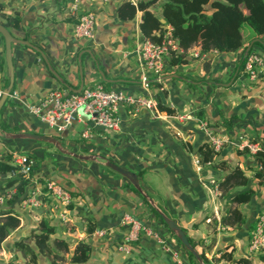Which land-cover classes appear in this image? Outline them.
I'll list each match as a JSON object with an SVG mask.
<instances>
[{
    "label": "crops",
    "instance_id": "obj_1",
    "mask_svg": "<svg viewBox=\"0 0 264 264\" xmlns=\"http://www.w3.org/2000/svg\"><path fill=\"white\" fill-rule=\"evenodd\" d=\"M123 1L0 0L5 3L7 13L22 14L24 29H12L13 36L28 40L41 51L22 44L12 45V94L19 99L6 100L0 112V129L5 132L3 125L13 133L53 136L69 151L97 156L95 160H80L44 144L46 142L0 139V156L31 157L35 165L31 182L43 184L53 179L72 196V202L67 205L44 194H40L43 204L37 208L24 207L22 200L15 199L0 205V209L14 210L20 218V225L0 244V264H29L28 257L17 250L15 244L24 239L38 253L29 236L42 218L48 219L55 228L51 238L64 239L70 246L63 264H72L73 248L80 241L89 242L92 247L90 258L84 264H177L172 253L160 242L161 238L173 235L168 226L156 216L141 193L132 189L126 178L105 168L106 159L136 173L141 171L143 191L205 250L209 260L218 258L219 250L233 243L235 258L246 257L253 264H264V249L257 255H251L248 249L252 223L264 211V185L253 176L256 163L251 154L237 153L245 145L264 138V69L259 79L252 82L240 67L231 85H225L236 74L250 44L249 50L258 51L264 58V36H253L235 51H211L205 56L199 46H193L188 50L187 62L173 66L167 63L164 78L157 82L152 75L146 74L140 56L144 41L139 27L142 11L138 10L133 20L119 19L116 8ZM161 2L151 9L158 15ZM85 12L96 15L94 37L90 40L73 35L78 17ZM256 40L260 42L253 44ZM194 52L199 55L195 56ZM41 53L65 83L49 71ZM4 54L5 43L0 35V86L3 88L8 83ZM81 70L83 85L104 80L108 84H101L106 89L123 88L133 95L155 100L158 97L174 109V114L188 117L178 119L164 112L161 118H155L143 107L125 104L120 108L119 130L108 132L92 128L90 139L78 146L75 135L89 125L84 115L81 121L74 122L58 135L30 114L26 105L37 102L54 87L77 89ZM172 75L179 77H169ZM143 76L147 80L143 81ZM203 119L209 131L225 141L216 151L214 161L201 166L196 164L195 151L203 143H209V135L198 123ZM219 160L251 169H247L248 187L254 190V195L249 203L239 205L244 222L236 229H228L221 223L228 200L215 190L216 182L227 172L215 167ZM12 179L14 176L10 172L1 174L0 190L8 188L7 183ZM125 214L137 218L154 232L131 243L128 253L119 248L127 232L122 224ZM88 222L95 229L107 230L108 235L89 234ZM174 250L180 252L184 264H197L194 256L191 257L179 243ZM37 264L52 263L38 254ZM216 264L231 263L219 260Z\"/></svg>",
    "mask_w": 264,
    "mask_h": 264
},
{
    "label": "trees",
    "instance_id": "obj_2",
    "mask_svg": "<svg viewBox=\"0 0 264 264\" xmlns=\"http://www.w3.org/2000/svg\"><path fill=\"white\" fill-rule=\"evenodd\" d=\"M159 1L138 0L136 3H133L131 0H125L117 6L116 15L119 19L128 21L135 18L138 10L142 11L139 24L142 38L156 43L161 42L167 27L170 26L172 38L176 40L182 52L178 54L173 52L171 58L167 61L169 65L185 64L187 62L186 56L188 50L193 46H199L202 53L209 51L232 52L239 49L244 46L241 33L244 23L249 25L256 36H264V0H162L158 5L160 10V15H158L151 9ZM208 6L209 8H207ZM5 9V3L0 2V23L10 30V32L12 29L23 30L22 14L17 12L11 15ZM160 19H164V22H161ZM258 42L260 41L256 40L253 44ZM241 65L242 62L239 63L234 78L239 74ZM100 82L104 85L108 84L104 80ZM188 83L190 85L192 84L191 81H188ZM7 84L6 82V86ZM156 85L159 84L156 83ZM12 92L13 89L10 93ZM156 101L160 111L168 115L174 114V109L163 104L160 98L156 97ZM2 128L3 131L9 132L5 126L2 125ZM0 139L9 140L2 136H0ZM44 144L53 147L51 144ZM243 152H247L249 155L251 154L247 147H244L243 150H237L238 154ZM216 154L217 152L209 143H203L195 151V156L201 166L206 163H212ZM251 156L256 163V168L252 170L253 176L260 185H264V138L262 148L254 154H251ZM26 157L28 161L31 158L29 155ZM215 167L227 171L224 177L216 182L218 194L228 200V207L221 223L228 229H236L244 222L243 213L239 205L249 203L254 195V190L248 187L250 177L247 169H251L241 168L238 164L232 166L227 160L217 161ZM105 168L111 173L122 177L111 169ZM15 169L16 165L11 154L0 156V175L9 173ZM33 170H35V165L33 166ZM142 174L141 171L137 172L139 177H142ZM15 183L17 184V191L13 199L18 201L26 196L29 187L34 186L31 179H21L18 181L14 177L11 182L7 183L9 187L6 189L11 188ZM131 187L136 191L132 185ZM162 210L168 214L163 208ZM153 211L163 222L160 215L154 209ZM263 212H260L253 221L249 236L255 230L259 215ZM19 225L20 218L14 210L1 208L0 244ZM94 229V225L88 222L87 232L92 234ZM54 232L55 228L50 224L49 220L42 218L39 220L36 230L32 231L29 236V239L34 242L38 253L24 239L16 242L15 247L25 257H28L29 264H37L38 254L45 256L52 264H55L57 261L61 262L65 260V255L70 252V246L64 239H52L51 236ZM188 240L196 248L205 264H216L219 260H224L231 264H253L249 258L234 257L235 245L233 243L221 248L219 250L221 254L218 258L209 260L205 255V250L198 243L189 237ZM177 241L183 247L178 239ZM91 248L89 242H78L73 248L70 262L72 264L86 263L90 258ZM189 255L193 256L190 252ZM196 263L198 264L197 261Z\"/></svg>",
    "mask_w": 264,
    "mask_h": 264
},
{
    "label": "built area",
    "instance_id": "obj_3",
    "mask_svg": "<svg viewBox=\"0 0 264 264\" xmlns=\"http://www.w3.org/2000/svg\"><path fill=\"white\" fill-rule=\"evenodd\" d=\"M134 3L136 0H132ZM96 15L92 12H85L80 15L73 28V35L80 39H93L96 27ZM181 53L182 49L172 38L171 27L166 29L161 42L156 43L151 40H144L140 48V56L143 61V68L146 74L149 73L157 82H161L163 76L167 72V60L171 58L172 53ZM211 52V51H209ZM216 52V51H213ZM208 52L203 53L205 56ZM195 56L199 54L194 52ZM264 69V58L260 56L258 51L249 50L244 55L241 70L246 78L255 82L259 79ZM143 81L147 80L143 76ZM4 88L0 86V97L3 94ZM8 99L17 101L19 98L10 93ZM6 103V102H5ZM128 104L134 108L143 107L147 109L153 117L161 118L162 111L158 109L157 101L144 95H133L128 93L123 88L106 89L101 83L83 85L80 92H73L67 88L58 86L54 87L35 103L26 105L28 112L38 118L42 123L48 126L55 134L61 135L74 122L81 121L82 115L85 116L89 125L85 130L77 132L75 135L76 144L82 146L85 140L92 136V128H99L108 132H115L120 129L121 116L120 108ZM178 119H186V114H173ZM199 125L209 135V144L215 151L222 148L224 139L213 135L207 126L205 119L200 120ZM263 141L256 139L250 144L245 145L251 154L259 151L262 148ZM16 169L10 173L19 180L31 179L34 163L27 160L25 155H16L14 158ZM196 164L200 165L196 160ZM209 164V163H207ZM34 187H29L26 196L22 199L23 206L28 208H37L43 204L40 194L53 196L63 204L72 202L70 191L62 184L53 179H47L43 184L33 181ZM16 183L9 189L0 190V205L8 202L15 197L17 187ZM216 192H218L215 186ZM122 224L127 228L124 244L119 248L123 252H130V244L137 242L142 236H150L154 232L144 226L140 220L125 214L122 217ZM87 230V229H86ZM93 233L99 236H107L108 231L105 229H95ZM167 252H171L177 260V264H184L181 254L178 250H174L178 243L176 236L170 235L168 238L160 239ZM248 249L251 255H257L264 249V212L259 215L256 222L255 230L251 232ZM56 264H63L57 261Z\"/></svg>",
    "mask_w": 264,
    "mask_h": 264
},
{
    "label": "water",
    "instance_id": "obj_4",
    "mask_svg": "<svg viewBox=\"0 0 264 264\" xmlns=\"http://www.w3.org/2000/svg\"><path fill=\"white\" fill-rule=\"evenodd\" d=\"M161 22H164V19H161ZM0 35L3 37L4 39V43H5V54H4V59H5V64H6V72H7V77H8V84L7 86L4 88L3 90V94L0 97V112L2 107L5 105V102L8 98V95L10 94V92L13 89V85H14V67H13V60H12V45L13 44H22V45H26L28 47L33 48L34 50L41 52L38 47H36L35 45H33L32 43H30L28 40H22V39H18L16 37L13 36V34L10 32V30H8L4 25H2L0 23ZM251 47V44L246 48V53L249 51ZM91 53V52H90ZM42 57L44 58L49 71L61 82L65 83L64 80L60 77V75L51 67V65L49 64L48 60L46 59V57L44 56V54H42ZM102 74V73H101ZM80 75H81V83L79 85V87L77 89H70L73 92H80L83 86V79H82V70L80 71ZM169 77H179L177 75H172ZM231 85V83H230ZM0 136L9 139V140H16V139H31V140H35V141H39V142H46L48 144L53 145L59 152L63 153V154H68L71 155L73 157H76L80 160H95L97 159L96 155H79L75 152L69 151L66 148L63 147V145L61 144V142L53 137V136H48V135H42V134H35V133H28V132H18V133H13V132H2V130L0 129ZM105 166L109 169H111L112 171L118 173L119 175H121L122 177L126 178L130 184L139 192L141 193V195L145 198V200H147L150 205L153 207V209L160 215V217L162 218L163 222L168 226V228L171 230V232L176 236V238L179 240V242L183 245V247L190 252L194 258L196 259V261L199 264H205L202 257L200 256V254L198 253V251L196 250V248H194L189 240H188V236L186 235V233L184 232V230L176 223V221L172 218H170L161 208H159L152 200L151 198L143 191L142 186H141V179L140 177L137 175L136 172L129 170L127 168H124L118 164H116L115 162H112L108 159H106V161L104 162Z\"/></svg>",
    "mask_w": 264,
    "mask_h": 264
},
{
    "label": "rangeland",
    "instance_id": "obj_5",
    "mask_svg": "<svg viewBox=\"0 0 264 264\" xmlns=\"http://www.w3.org/2000/svg\"><path fill=\"white\" fill-rule=\"evenodd\" d=\"M157 9L158 8L155 6L154 10L156 12H157ZM241 33H242V37H243L244 42H250V40L253 38V36H256L254 34V32L252 31V29L249 27V25H247L246 23L243 24L242 29H241ZM232 79H234V75L230 79V81L228 83H226L225 85H229L231 83ZM52 150H55V149H52ZM210 260H213L212 257L210 258ZM62 262L64 263L65 261L63 260Z\"/></svg>",
    "mask_w": 264,
    "mask_h": 264
}]
</instances>
